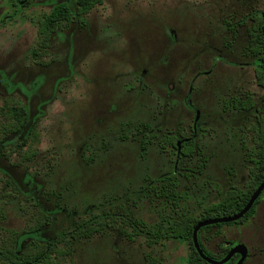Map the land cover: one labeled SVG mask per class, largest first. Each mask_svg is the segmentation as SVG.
<instances>
[{
  "label": "rangeland",
  "instance_id": "obj_1",
  "mask_svg": "<svg viewBox=\"0 0 264 264\" xmlns=\"http://www.w3.org/2000/svg\"><path fill=\"white\" fill-rule=\"evenodd\" d=\"M61 1L69 0H33L25 15ZM6 11L0 0V18ZM263 12L264 0H105L86 25L53 36L43 64L29 58L37 44L31 21L0 23V106L25 104L41 134L35 160L19 164L0 151V226L22 233L43 206L53 214L43 234L53 237L118 202L151 224L160 209L174 213L150 184L177 183L178 215L243 188L264 114L250 36ZM248 93L253 109H224L225 100ZM172 134L192 139L194 153L163 149L160 139ZM7 179L14 186L3 196ZM200 237L212 259L242 243L243 264H264V192L254 216ZM75 247L72 264H188L191 251L179 239L150 246L143 234L112 229Z\"/></svg>",
  "mask_w": 264,
  "mask_h": 264
},
{
  "label": "trees",
  "instance_id": "obj_2",
  "mask_svg": "<svg viewBox=\"0 0 264 264\" xmlns=\"http://www.w3.org/2000/svg\"><path fill=\"white\" fill-rule=\"evenodd\" d=\"M1 1L7 7L6 13L0 18L1 24L5 25L14 18L25 17L37 27V44L30 50L29 58L37 64H43L50 54L53 36L71 27L73 23L86 25L87 15L105 0L55 2L49 11L40 12L29 18L24 11L32 6L33 0ZM256 20L258 22L251 28L250 36L254 42L252 53L256 56L257 82L264 88V12L257 16ZM248 101L250 104V99ZM37 118V116L30 117L29 109L25 104L17 100H6L0 106V151L4 148L8 158L15 155L19 164L35 160L39 155L41 142ZM259 122L260 128L258 127L256 132L259 150L254 165L250 167L248 183L243 188L230 187L217 202L205 206L198 214H177L176 207L179 200L174 190L177 183L171 179L169 184L149 185L150 189L154 190L155 196L166 197L165 202L172 206L174 213L168 214L165 209H160L159 220L151 224L130 214L124 209V203L118 202L103 209L102 212L78 219L70 228L60 231L53 237H47L43 234L44 228L51 223L53 214L51 210L40 206L35 213V220L25 228L24 232L19 233L0 226V264H72L75 242L78 239H89L108 229L117 231L123 236L126 233L131 239L143 234L150 246L164 240L179 239L190 247L188 264H211L204 260L194 247V228L203 220L230 216L240 211L264 179V114L259 115ZM160 143L163 149L172 147L179 152V155L188 156L195 151L193 140L180 141L177 134L162 137ZM143 144L144 146L146 144L144 139ZM13 186V182L7 179L2 188L3 196L6 195L4 192L7 189L9 191ZM257 203L258 200L243 218L230 223H242L255 212ZM224 224L226 223L208 225L199 230V241L205 252L206 247L200 237L202 231ZM129 229L131 231H128ZM225 264H233L232 259Z\"/></svg>",
  "mask_w": 264,
  "mask_h": 264
},
{
  "label": "water",
  "instance_id": "obj_3",
  "mask_svg": "<svg viewBox=\"0 0 264 264\" xmlns=\"http://www.w3.org/2000/svg\"><path fill=\"white\" fill-rule=\"evenodd\" d=\"M180 146V143H178ZM264 191V180L259 184V186L256 188V190L253 192L252 196L250 197L249 201L247 204L237 213L230 215V216H224V217H216V218H211L207 220H203L199 222L196 227L194 228L193 232V244L196 249V251L199 253V255L206 260L207 262L211 264H225L228 261H230L234 255L239 254L240 259L236 264H243L246 258L248 257L249 249L245 244L239 243L234 245L231 250L227 253V255L220 260H215L210 258L204 249L202 248L200 241H199V230L205 226L208 225H213V224H218V223H230L234 221H238L241 218H243L254 206L262 192Z\"/></svg>",
  "mask_w": 264,
  "mask_h": 264
},
{
  "label": "flooded vegetation",
  "instance_id": "obj_4",
  "mask_svg": "<svg viewBox=\"0 0 264 264\" xmlns=\"http://www.w3.org/2000/svg\"><path fill=\"white\" fill-rule=\"evenodd\" d=\"M201 73V72H200ZM199 73V74H200ZM204 73H206V71H204ZM250 99V101H251V103L250 104H248L249 103V100ZM263 99H264V96H263ZM189 104L192 106V103H191V100H189ZM255 107V102H254V100H253V97H252V95L251 94H247V96H246V99L245 100H242V99H240L238 96H232L231 98H230V100H225V102H224V109L225 110H227V109H231V110H233V109H235V110H250V109H253ZM255 110H258V109H255ZM199 110L197 109L196 110V113L198 112ZM200 112V111H199ZM257 119H258V127L260 126V122H259V116H257L256 117ZM253 128V127H252ZM260 128V127H259ZM179 137V136H178ZM182 140H192V139H190V138H184V139H180V141H182ZM250 170V169H249ZM249 178H250V174H249ZM249 180V179H248ZM264 180V179H263ZM262 180V181H263ZM247 183H248V181H247ZM246 183V184H247ZM246 186V185H245ZM244 186V187H245ZM259 186V185H258ZM256 190V189H255ZM254 190V191H255ZM264 192V191H263ZM263 192H262V194L260 195V197L258 198V203L256 204V206H255V212L253 213V216L255 215V213H256V209H257V206H258V204L261 202V199H262V195H263ZM252 196V195H251ZM255 205V204H254ZM236 255H239V254H236ZM235 256V255H234Z\"/></svg>",
  "mask_w": 264,
  "mask_h": 264
}]
</instances>
